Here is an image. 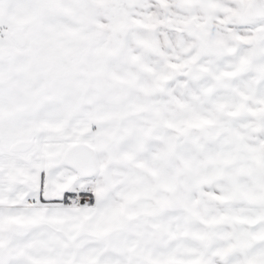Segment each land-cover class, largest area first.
I'll list each match as a JSON object with an SVG mask.
<instances>
[{"label": "snow or ice", "instance_id": "1", "mask_svg": "<svg viewBox=\"0 0 264 264\" xmlns=\"http://www.w3.org/2000/svg\"><path fill=\"white\" fill-rule=\"evenodd\" d=\"M0 264H264V0H0Z\"/></svg>", "mask_w": 264, "mask_h": 264}]
</instances>
